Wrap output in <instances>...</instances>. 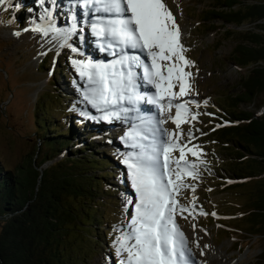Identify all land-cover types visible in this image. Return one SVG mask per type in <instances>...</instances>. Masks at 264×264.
<instances>
[{
    "label": "rangeland",
    "instance_id": "374dc122",
    "mask_svg": "<svg viewBox=\"0 0 264 264\" xmlns=\"http://www.w3.org/2000/svg\"><path fill=\"white\" fill-rule=\"evenodd\" d=\"M163 2L175 17L181 33V43L186 49L184 55L192 62L185 69L191 74L189 94L181 98V102H194L188 107L192 115L198 116L196 120L189 119L187 123L181 124L180 129L176 128L171 119L161 127L177 134L182 132L178 141L181 144H188L189 147L199 145L203 153L201 159L205 161L199 165V176L195 180L191 177L183 178L185 184L195 187V193L191 188H184L177 196L181 205L191 209L192 197L195 195L196 211L192 214L184 212L182 215L177 212L176 222L188 239L190 244L188 247L191 249L195 264L202 262L204 264L205 258L210 261L208 254H212V249L220 251L227 262L254 264L262 252V239L254 236L260 230L251 227L249 221L254 217L247 214L253 203L263 196L264 181L253 178L227 179L226 175L233 178L244 177L245 174L238 173L239 167L243 169L248 167V170L254 173L257 167L252 162L239 164L241 160L230 159L228 155H232L233 152L229 150V146H221L217 134L214 133L216 129L223 127L219 122L224 119L221 115L222 110L228 111L225 98L238 94L239 78L249 72L238 69L230 59L233 44L222 35L229 26L216 23L218 28L211 30L202 25V11L209 8L211 0H163ZM29 9L33 11L30 12ZM57 10L54 16L56 26L67 29L69 16L61 17L59 22L57 16L60 15L59 12L64 11L60 6ZM42 12L43 8L38 0H9L8 3L0 5V162L8 169H14L33 152L38 138L35 134L37 119L34 110L40 105L43 107L39 114L56 115L54 119L56 122L66 117L65 127L70 125L76 127L79 134L74 141L76 140L78 144L74 145L73 149L81 147L82 140L91 131L96 132L92 137L94 143L102 144L105 139L107 143L108 140L114 141L116 146L101 145L98 150L117 165L113 176L116 194L101 196L102 205L99 211L104 217L102 222H105L100 230L102 233L110 230L109 237L113 239L102 245V249L97 250L96 254L86 258L85 264H119L120 258L116 256L113 247L114 240L121 231L129 230L128 225L135 212L136 202V193L128 177V169L123 163L124 156L132 150L123 139L131 125L119 123L115 128L110 125L113 120L91 118L102 114L83 99L87 80L79 73H75L77 68L72 63L74 59H88L85 54L86 48L81 43L85 41V45L93 50L92 42L89 41L91 35H88L89 39L88 37L81 39L80 48L77 47V39L72 38L68 47L60 48L51 35L43 37L40 33L25 31L32 27V21L39 22ZM252 26L245 25L238 27L237 30L250 31L253 30ZM221 27L223 29H219ZM17 32L20 34L14 35ZM83 35L75 33L76 38ZM72 48H76L77 52H73ZM59 62L68 65V70L72 74L70 80L55 74ZM55 76L56 85L61 91L59 95L62 104L64 103L61 107L55 98L59 95H56L52 87ZM174 91L178 92L179 87L177 86ZM71 110L78 111V119H71L69 115ZM236 111L251 113L256 118L261 116L264 113V90L257 93L250 103H239ZM171 115L174 117L175 113L171 112ZM159 118L163 117L159 114ZM73 120L77 121L78 125L73 123ZM84 130H88V133L86 134ZM82 132L85 134L81 135ZM189 132L194 137L190 144ZM172 156L178 158L179 151L174 152ZM186 159L190 163H198L197 158L190 153L186 155ZM110 168H114V165L111 164ZM228 185L231 186L226 187ZM113 189L114 186L110 188L111 191ZM201 208L208 215H200ZM211 213H216V216Z\"/></svg>",
    "mask_w": 264,
    "mask_h": 264
},
{
    "label": "snow or ice",
    "instance_id": "6c2138e0",
    "mask_svg": "<svg viewBox=\"0 0 264 264\" xmlns=\"http://www.w3.org/2000/svg\"><path fill=\"white\" fill-rule=\"evenodd\" d=\"M8 2L0 0V5ZM38 3L43 8L40 22L32 21V27L25 31L31 30L43 37L51 34L59 47L64 48L69 46L82 19L96 38L99 51L115 57L107 63L72 60L79 75L87 80L83 99L102 114L91 118L127 121L131 117L139 121L131 124L123 138L132 149L124 156L123 163L128 169L136 202L129 230L121 231L114 240L119 264H194L188 239L175 217L177 212L182 215L196 211L197 198L193 195L189 209L179 203L177 196L184 188H191L195 193V187L185 184L183 178L195 180L199 176V165L205 161L201 159L203 153L199 145L181 144L178 141L182 132L177 134L161 127L171 119L180 129L181 124L198 116L192 115L188 107L194 102H181V98L189 94L191 74L185 69L192 62L184 55L186 49L181 43L175 17L163 0H69L68 14L72 23L64 29L57 27L54 21L58 0H38ZM72 51L77 52V49L72 48ZM139 69H142V77L138 75ZM138 79L155 91L142 94ZM177 86L178 92L174 91ZM142 101L154 105L163 118L141 117ZM188 136L190 144L194 137L191 132ZM176 151L179 157L173 158ZM188 153L196 157L198 163H190L186 159ZM199 214L208 215L202 208ZM211 215L216 216V213Z\"/></svg>",
    "mask_w": 264,
    "mask_h": 264
},
{
    "label": "trees",
    "instance_id": "16d2710c",
    "mask_svg": "<svg viewBox=\"0 0 264 264\" xmlns=\"http://www.w3.org/2000/svg\"><path fill=\"white\" fill-rule=\"evenodd\" d=\"M211 1L202 11V25L211 30L218 28L216 23L229 26L222 35L233 44L230 59L238 69L249 72L240 76L238 94L225 98L228 111L222 110L224 119L219 122L223 127L214 133L221 146L233 152L230 159L241 160L239 164L252 162L257 170L239 167L244 177L226 176L264 181V113L256 118L236 111L239 103H250L264 90V0ZM245 25H253L258 32L237 30ZM55 74L72 77L65 62H59ZM56 84L55 76L52 87L59 95ZM57 97L61 107V95ZM39 107L34 110L38 138L33 152L14 169L0 162V264H85L86 258L113 239L110 230H100L105 222L99 211L101 196L116 194L117 165L98 150L116 143L107 139L94 143L96 132L84 130L88 134L82 146L73 149L78 144L76 127H65L66 117L56 122V115L39 114L43 106ZM69 115L76 120L79 113L71 110ZM247 215L254 217L251 227L260 230L254 236L262 239V252L254 264H264V194Z\"/></svg>",
    "mask_w": 264,
    "mask_h": 264
},
{
    "label": "bare ground",
    "instance_id": "6f19581e",
    "mask_svg": "<svg viewBox=\"0 0 264 264\" xmlns=\"http://www.w3.org/2000/svg\"><path fill=\"white\" fill-rule=\"evenodd\" d=\"M62 0H58V5L62 8V10L65 12H68V8L66 7V6H64V4L61 2ZM46 6H48V5H46ZM49 7H50V5H49ZM170 10V9H169ZM57 12H58V10H56V12L54 13V16H56V14H57ZM64 12H59V14L60 15H58L57 16V21H59L60 22V19H61V17H63V16H65L66 18L69 16V14L68 13H64ZM40 13V12H39ZM38 13V14H39ZM63 13V14H62ZM65 14V15H64ZM68 28L71 26V18H70V16H69V19H68ZM40 22V21H39ZM55 22H56V19H55ZM85 26L83 25V21H82V19L79 21V23H78V27H77V31H76V34L78 33H80V34H84L81 38H76V36H75V34L72 36V40L73 39H77L76 41H77V47H79L80 48V41H81V39L83 38V37H88V33L86 32V29L84 28ZM79 28H81V29H79ZM83 28L85 29V30H83ZM87 28V27H86ZM6 35H8V34H6ZM51 35V34H50ZM90 38V36L88 37V39ZM89 41H93L91 38L89 39ZM86 44V42L84 41V42H82L81 43V45L83 46H85V48H86V51H85V54L87 55V58L88 59H92V60H95V58H94V52H93V50H94V45H93V42H92V47H93V50L91 49V47H89L88 45H85ZM83 56V55H82ZM84 58V57H83ZM86 58H84L83 60H85ZM87 60V59H86ZM144 90H146V88H142V89H140V91H144ZM143 115L144 116H146V115H148L149 117H157L158 118V116H159V112H158V109L157 108H153L152 110L150 109V110H146V113L144 112L143 113ZM142 115V116H143ZM130 120H133L134 122H137L138 120H134V119H131V118H129ZM127 121H125V120H116V119H113V121L111 122V126L112 125H119V123H123V124H125ZM188 238H190V237H188ZM188 245H190L189 244V242H188ZM213 251H212V254H208L209 255V257L211 258L210 259V261H207V259L208 258H205L204 260L206 261V262H204V264H233L232 262H227V260H225V258H223L224 257V255L220 252V251H216V250H214V249H212ZM211 253V252H210ZM223 261H225V262H223Z\"/></svg>",
    "mask_w": 264,
    "mask_h": 264
}]
</instances>
